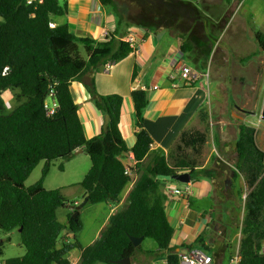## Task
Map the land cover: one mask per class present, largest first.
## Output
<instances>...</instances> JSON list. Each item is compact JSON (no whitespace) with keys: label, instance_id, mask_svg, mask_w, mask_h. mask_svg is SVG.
<instances>
[{"label":"trees","instance_id":"1","mask_svg":"<svg viewBox=\"0 0 264 264\" xmlns=\"http://www.w3.org/2000/svg\"><path fill=\"white\" fill-rule=\"evenodd\" d=\"M98 1L114 15L117 32L138 26L129 20L135 16L137 6L143 7L142 17L152 19L144 22L143 27L156 28L159 24V28L176 29L175 20L182 16L184 22L195 28L199 20V9L184 0ZM153 10L156 14L150 16L152 13L148 11ZM66 13L67 0L41 3L34 0L30 5L27 0H0V234L17 230L25 249L22 257L8 258L3 264H71L68 256L72 250L81 252L77 264H117L125 259L132 262L143 253L156 260L165 259L166 264H179L178 253L170 247L173 230L164 211L167 194L161 190L166 183L176 182L167 178L184 172L189 173L191 182L208 179L221 195L226 191L225 178L231 172H234L232 181L242 179L246 195L239 264H264V254L260 253L264 242V152L256 143V129L245 124L235 126V156L231 166L222 164L214 155L211 162L219 171L199 169L200 165L187 151L200 157L207 143L206 132H182L167 155L151 152L152 140L144 128L143 116L148 96L144 90H135L131 100L136 142L129 150L119 129L123 99L120 95H99L94 75L101 67L126 58L132 49L113 36L103 42L78 38L65 23L49 27ZM255 38L264 54V35L257 34ZM81 45L87 59L80 55ZM192 46L186 43L183 50H191ZM207 60L205 54L200 69H204ZM71 82L82 83L96 109L108 116L101 134L93 139L84 137L69 89ZM51 90L57 108L48 115L44 102ZM7 91L13 92L17 101L12 109L6 108L2 99ZM214 146L226 160L217 134ZM80 149L90 159V167L78 184L84 192L82 201L87 200L88 205L118 204L132 181V177L125 175L128 165L124 160L129 152L135 160L131 189L121 206L109 216L97 239L87 247L79 241L83 229L79 214L73 218L72 211L66 223L57 217L59 208L76 205L69 203L61 190H47L43 186L52 163L68 161ZM41 162L44 165L39 179L26 187L25 182ZM58 169L63 171L64 166L61 164ZM230 187L232 190L233 185ZM238 195L241 196L240 191ZM66 232L72 238L63 240ZM130 237L152 240L155 250L141 252ZM203 244L201 236L185 250L200 248L210 253ZM2 247L0 239V255Z\"/></svg>","mask_w":264,"mask_h":264},{"label":"crops","instance_id":"2","mask_svg":"<svg viewBox=\"0 0 264 264\" xmlns=\"http://www.w3.org/2000/svg\"><path fill=\"white\" fill-rule=\"evenodd\" d=\"M197 1H190V3L196 5ZM207 1L205 2L207 3ZM213 1L220 8L225 7L231 13L235 3L239 2V0H232L233 3L231 0ZM201 6L202 4L196 5L199 10ZM184 19L182 16L176 18L178 22L176 29L171 27L149 28L131 26L121 28L117 32L114 15L107 7L102 6L98 0H67L66 15L54 22L56 25L59 23L67 24L70 31L78 38L90 37L98 42L105 41L104 33L107 34V37L113 36L122 41L128 35L134 36L135 49L126 58L117 63L107 64L110 65L107 70H105L106 65L101 67L94 75V87L99 95H120L123 99L119 129L129 150L133 148L136 142L135 133L137 130L134 126V108L131 100V93L135 90H144L148 96V105L143 116L144 128L152 140L151 152L167 155L182 132L189 130L203 132L201 128L204 127V122L208 119L207 112L211 109L210 99L213 91L210 89V85L208 87V82H204V77L202 76L194 83H185L180 75V69L183 66H188L202 75L203 70L200 69V66L202 57L205 54L201 55L200 53L197 56L199 47H197L198 45L195 41L213 39V35L210 34L218 24H206L198 21L194 28L190 22L186 20L184 22ZM189 42L193 46L191 50L185 52L183 45ZM80 55L82 58L87 59L85 48L82 45L80 46ZM69 89L73 102L77 106V113L85 139L90 140L99 136L103 130L104 116L96 109L91 101L89 92L79 82H71ZM8 92L10 91L3 93L2 99L6 108L12 109L17 105V101L15 99V104L8 106L4 99L6 94H9ZM206 103H208V107L205 106ZM216 134L220 143V151L224 154L226 160L220 157L219 150L216 147L213 148L212 152L222 164L231 166L230 163L235 156L233 151L234 144L224 138L222 128L221 130L218 129L217 132H213V142ZM85 156L87 155L82 149L76 151L65 162L64 169L61 172L63 174L66 173V166L70 167L73 173L81 168L86 169L88 167L89 169L90 165H87ZM130 156L131 153L129 152L124 160L127 165H129ZM211 156H213L211 153L207 155L205 163L200 165L199 169H216V165L211 162ZM40 164H42L41 173L44 163L41 162ZM216 170L219 171L218 169ZM46 178L44 184L46 183ZM27 181L25 186H31L30 184L26 185ZM134 181L135 176L133 173L132 183L125 189L118 204H98L93 206L97 216L102 215L103 219L95 228L92 240L85 246L81 244L83 247L89 246L97 239L109 216L121 206ZM80 182L81 180L77 183L79 184ZM233 182L231 179V185H233ZM72 185V183L60 184L55 189H59L63 195H67L68 189ZM168 185L181 189L183 194L181 196L168 195L166 190ZM225 189L227 190V188ZM161 192L167 194L164 202V211L167 221L173 230L170 247L175 249V252L181 253L187 246L193 245L198 237L202 236L204 238L203 245L209 247L208 251L210 253L202 250L212 256L213 264H227L230 256L229 254L226 255V251L223 252L226 247L224 238L222 236L219 237V234H216L215 237L211 230L213 222L220 224L226 216L225 203L228 200L226 194L221 195L206 178H200L195 182L190 181L187 184L166 183L165 188ZM79 194L82 198L84 194L82 189ZM216 200L219 201L218 204H215ZM72 202L74 205L79 203L75 196ZM217 206L218 208H216ZM72 207L69 206V213H72ZM83 208L78 211V214L83 211ZM87 215L88 213H85V217ZM81 221L83 222L82 231H84L85 219L81 218ZM65 236L69 239L72 238L70 232H66ZM222 238L223 241L221 240ZM80 254L79 250H72L69 253L68 258L71 264H77ZM129 264H166V260H156L143 253L134 261L129 262Z\"/></svg>","mask_w":264,"mask_h":264},{"label":"rangeland","instance_id":"3","mask_svg":"<svg viewBox=\"0 0 264 264\" xmlns=\"http://www.w3.org/2000/svg\"><path fill=\"white\" fill-rule=\"evenodd\" d=\"M184 1L192 2L194 0ZM205 1L207 0H198L195 3L196 5L202 4L198 21L206 24L217 23L218 25L210 34L213 35V39L195 41L197 47L200 48L197 49V56L200 53L201 55H208V60L203 69L204 72L208 73V78H204V82H208V87L210 85V89L213 91L210 99L211 109L207 112L208 119L204 122V127L201 128L203 132L207 133V141L209 142L205 145L206 147H204L203 154L200 157L194 155L191 151H187L196 159L199 165L205 163L209 153L214 156V152H212L215 148L213 132H217L218 129L221 130L222 128L224 138L234 144L236 140L235 126L239 124H245L256 129V143L264 152V121L260 119L264 102V54L255 38L257 34L264 35V0H239L235 3L232 13L227 11L225 7L220 8L213 0H208L207 3ZM142 8L135 7L138 10L135 16H131L129 20L133 24L143 27L145 26L144 22L152 21V19L148 16L142 17L140 14ZM148 13H152L150 16L156 14L154 10L148 11ZM169 21L170 24L173 23L172 18ZM176 23L178 22L176 21ZM148 24L150 23L148 22ZM156 28H159V24ZM8 93L4 99L8 106L10 104L13 106L15 97L13 92ZM205 106L208 107V103ZM85 157L89 166L90 159L88 156ZM61 164L64 166L65 162L57 160L52 163L46 176V183L43 186L47 190H55L60 184L72 183V187L68 189V193L64 197L71 203L75 196L81 204L83 202L79 194L81 189L77 182L83 179L88 167L84 168L85 170L81 168L73 173L70 167L66 166V173L63 174L58 169ZM41 166L42 164L31 173L26 185H32L39 179ZM230 188L224 191V194L228 197L225 203L226 216L220 224L213 222L211 228L215 237L216 234H219V237L224 238L226 247L223 252L226 251V255L229 254V256L239 246L243 201L246 195V188L242 179L233 182L232 191ZM239 191L241 196L238 195ZM218 202L216 200L215 204H218ZM69 212V206L59 208L57 210L58 219L65 223L68 215L71 214ZM85 213H88L86 217ZM79 216L83 220L85 219L86 223L84 231L79 234V241L85 246L92 240L94 230L102 222L103 217L102 215L97 216L93 205H86L83 211L79 212ZM0 239L3 241L0 263L8 258L24 255L25 249L21 245L17 230L6 235L0 234ZM63 240H66V236H63ZM221 240L219 241L221 242ZM139 246L141 252H151L155 248V244L149 239L143 240Z\"/></svg>","mask_w":264,"mask_h":264},{"label":"built area","instance_id":"4","mask_svg":"<svg viewBox=\"0 0 264 264\" xmlns=\"http://www.w3.org/2000/svg\"><path fill=\"white\" fill-rule=\"evenodd\" d=\"M34 0H27V4H32ZM39 3L42 2V0H38ZM56 26L55 23H50L49 27L54 28ZM104 38L107 39V34L104 33ZM124 42L128 43L130 48L133 50L135 49V40L133 35H128L123 40ZM110 67V65L105 66V70H107ZM180 75L184 79L185 83H194L196 82L201 76L205 79L208 78V73L204 72L202 75H200L198 72L192 70L188 66H183L180 69ZM44 108L48 115H52L57 108V103L55 101V95L54 92L51 90L47 98L44 102ZM129 165L127 169L125 170V175L129 177H133L132 169L135 167V160L133 156L131 155L129 157ZM132 183V181H131ZM167 194L168 195H174V196H181L183 194V191L181 189H178L174 187L173 185H168L166 187ZM260 253L264 254V242H262L260 246ZM179 258V264H213V259L211 255H208L200 248H192L188 250H184L181 253H178ZM240 254H239V246L235 249V251L230 255L228 258L227 264H239L240 262ZM0 264H3L0 263Z\"/></svg>","mask_w":264,"mask_h":264},{"label":"water","instance_id":"5","mask_svg":"<svg viewBox=\"0 0 264 264\" xmlns=\"http://www.w3.org/2000/svg\"><path fill=\"white\" fill-rule=\"evenodd\" d=\"M260 119L262 121H264V102H263V106H262L261 113H260ZM107 122H108V116L105 115L104 116V126L103 127H105ZM79 152H81V151H79ZM233 176H234V172H231L230 175L225 178V181H224L225 188H229L230 187L231 179H232ZM167 179L176 181V182L181 183V184H187V183H190V181H191V178H190V175H189L188 172L177 174V175H175V176H173L171 178H167ZM86 204H87V200H84L81 204H79L77 206H73L72 208H73L74 213H73L72 217L75 218L78 215V211L81 208H83ZM20 231L21 230H19V232ZM130 240H131L133 246L137 247V246H139L142 243L143 238H141V237L140 238L130 237ZM129 262H130L129 259H125V260H119L116 263L117 264H129Z\"/></svg>","mask_w":264,"mask_h":264}]
</instances>
